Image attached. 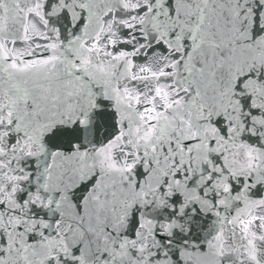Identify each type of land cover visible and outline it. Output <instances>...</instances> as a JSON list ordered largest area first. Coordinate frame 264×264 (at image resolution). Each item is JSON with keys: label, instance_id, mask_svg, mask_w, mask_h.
I'll use <instances>...</instances> for the list:
<instances>
[{"label": "snow or ice", "instance_id": "snow-or-ice-1", "mask_svg": "<svg viewBox=\"0 0 264 264\" xmlns=\"http://www.w3.org/2000/svg\"><path fill=\"white\" fill-rule=\"evenodd\" d=\"M0 264H264V0H0Z\"/></svg>", "mask_w": 264, "mask_h": 264}]
</instances>
